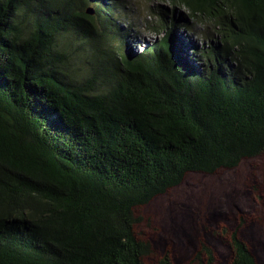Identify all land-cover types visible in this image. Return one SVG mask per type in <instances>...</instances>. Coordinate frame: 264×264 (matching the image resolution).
Returning a JSON list of instances; mask_svg holds the SVG:
<instances>
[{
  "label": "trees",
  "instance_id": "obj_1",
  "mask_svg": "<svg viewBox=\"0 0 264 264\" xmlns=\"http://www.w3.org/2000/svg\"><path fill=\"white\" fill-rule=\"evenodd\" d=\"M162 1L133 55L116 0H0V264H143L135 208L264 152V0Z\"/></svg>",
  "mask_w": 264,
  "mask_h": 264
},
{
  "label": "rangeland",
  "instance_id": "obj_2",
  "mask_svg": "<svg viewBox=\"0 0 264 264\" xmlns=\"http://www.w3.org/2000/svg\"><path fill=\"white\" fill-rule=\"evenodd\" d=\"M116 1L114 19L127 40V48L136 55L156 40L155 33L146 30L155 18L150 10L157 6L169 9V5L162 0ZM187 34V38L197 40L193 33ZM184 36L185 32L181 38ZM134 213L138 219L134 227L137 238L151 244L143 264H156L166 251L172 264H205L208 256L214 264H228L231 231H236L257 262L264 264V152L243 159L233 169L188 173L179 185L135 208ZM202 246L210 255L202 253L197 259Z\"/></svg>",
  "mask_w": 264,
  "mask_h": 264
},
{
  "label": "water",
  "instance_id": "obj_3",
  "mask_svg": "<svg viewBox=\"0 0 264 264\" xmlns=\"http://www.w3.org/2000/svg\"><path fill=\"white\" fill-rule=\"evenodd\" d=\"M85 13H87V14H92L93 11H92L91 8H86V9H85Z\"/></svg>",
  "mask_w": 264,
  "mask_h": 264
}]
</instances>
